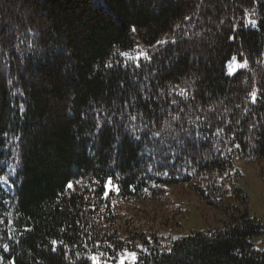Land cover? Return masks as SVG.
Returning <instances> with one entry per match:
<instances>
[{
    "label": "trees",
    "instance_id": "trees-1",
    "mask_svg": "<svg viewBox=\"0 0 264 264\" xmlns=\"http://www.w3.org/2000/svg\"><path fill=\"white\" fill-rule=\"evenodd\" d=\"M237 157L264 163V0H0L5 262L264 264ZM183 193L227 220L164 243Z\"/></svg>",
    "mask_w": 264,
    "mask_h": 264
},
{
    "label": "rangeland",
    "instance_id": "rangeland-1",
    "mask_svg": "<svg viewBox=\"0 0 264 264\" xmlns=\"http://www.w3.org/2000/svg\"><path fill=\"white\" fill-rule=\"evenodd\" d=\"M243 63L233 61L227 67V72L232 75L237 70L243 67ZM262 166L256 162L246 158L237 157L235 159V168L241 172L242 178L239 182L242 189L249 198V211L251 215L257 217L264 226V172ZM5 186L4 183H0ZM180 203H185L188 213L175 217L181 224L180 227L175 225V222L168 227H163L160 231L162 240L176 239L182 235L192 232H208L216 229H221L224 226L226 216L216 210H212L203 204L196 195L183 193L179 196ZM3 223L0 222V230ZM166 243V241L164 242ZM255 248L259 251H264V236L255 242ZM128 252V251H127ZM122 256V255H121ZM121 258V257H120ZM119 260L114 264H120ZM3 264H9L3 260ZM128 264H131L129 261Z\"/></svg>",
    "mask_w": 264,
    "mask_h": 264
},
{
    "label": "snow or ice",
    "instance_id": "snow-or-ice-1",
    "mask_svg": "<svg viewBox=\"0 0 264 264\" xmlns=\"http://www.w3.org/2000/svg\"><path fill=\"white\" fill-rule=\"evenodd\" d=\"M252 23H255V21H253ZM122 55H126V54H122ZM140 57H137V59H139ZM138 66V65H137ZM133 119H135V117H133ZM8 182V178L7 177H0V183H7ZM68 189H73V185L70 183L67 185ZM55 243V242H54ZM53 251H56L55 248L52 249ZM143 251V249H142ZM93 264H101L100 260L96 257L93 256L91 257ZM131 262V264H138V256L137 253L135 252H124L120 258V264H128V262ZM0 264H3V258L0 257ZM9 264H15V261H10Z\"/></svg>",
    "mask_w": 264,
    "mask_h": 264
}]
</instances>
